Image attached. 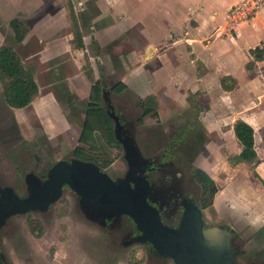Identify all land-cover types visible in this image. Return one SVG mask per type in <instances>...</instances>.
Returning a JSON list of instances; mask_svg holds the SVG:
<instances>
[{"label": "rangeland", "instance_id": "rangeland-1", "mask_svg": "<svg viewBox=\"0 0 264 264\" xmlns=\"http://www.w3.org/2000/svg\"><path fill=\"white\" fill-rule=\"evenodd\" d=\"M212 2L0 0V47L17 50L24 64L34 69L40 88L29 106L11 108L0 81V182L13 184L24 194L26 174H45L58 160L79 154L108 162L95 131L84 130L88 110L106 86L143 155L167 152L188 174L186 193L201 203L206 195L195 172H206L201 167L203 156L214 155L219 181L231 177L220 166L226 150L219 148L230 125H223V135L219 128L209 134L207 126L218 123L222 114L218 89L222 77L216 75L213 63L205 66L207 70L201 61L192 63L186 43H172V24L181 26L185 35L189 24H209L205 12ZM119 84H125L122 91L115 90ZM149 96L158 100V115L153 111L143 117L140 102ZM102 104L105 107L104 99ZM110 152L106 171L113 178L124 176L128 166L122 146ZM203 212L211 225L230 219L234 225L243 224L230 205ZM135 229L127 216L111 227L89 221L78 195L65 187L48 211H32L9 221L1 246L9 264H175L146 244L123 243Z\"/></svg>", "mask_w": 264, "mask_h": 264}, {"label": "water", "instance_id": "water-1", "mask_svg": "<svg viewBox=\"0 0 264 264\" xmlns=\"http://www.w3.org/2000/svg\"><path fill=\"white\" fill-rule=\"evenodd\" d=\"M108 106L128 166L125 175L113 178L95 162L76 157L56 161L45 179L31 171L25 176L27 196L21 197L9 186L1 189L0 227L13 215L48 211L69 187L78 195L89 221L105 226L108 221L118 224L129 217L138 234L126 244H150L158 257L175 264H239L233 227L209 225L193 199L183 198L184 211L177 227L163 221L154 204L160 199V189L145 175L150 159L143 155L135 133Z\"/></svg>", "mask_w": 264, "mask_h": 264}, {"label": "crops", "instance_id": "crops-1", "mask_svg": "<svg viewBox=\"0 0 264 264\" xmlns=\"http://www.w3.org/2000/svg\"><path fill=\"white\" fill-rule=\"evenodd\" d=\"M241 1L213 0L205 12L209 24H189L187 35L181 26L172 24L175 37L172 43H186L191 48L189 55L192 63L201 61L204 67L213 63L216 65L214 66L217 76L232 77L236 81L235 87L229 91L223 88L220 81L218 89L221 90L219 105L222 114L218 123H210L207 126L209 134L214 131L216 133L219 128L218 132L223 135V125H230V131L219 148L226 150L225 158L220 160V166L223 171H229L231 177L225 181L217 179L216 173H219L220 167L217 169L219 164L216 160L213 161L214 155L208 158L203 156L201 167L219 187L212 207L230 205L231 209L240 215L243 223L236 222L238 225L233 226H239L248 232L258 231V245L264 248V184L261 180H264V61H254L250 53L252 48L264 41V6L255 16L232 28L226 14L232 5ZM218 6L225 8V11L223 12L222 8L218 10ZM218 33L222 35L219 36ZM251 62L254 64L249 68L248 64ZM260 81L263 84L260 85ZM202 90L209 92L204 86ZM240 119L254 128L255 150L259 161L241 162L233 166L229 158L242 151V145L234 132V125ZM230 220L227 221L231 222Z\"/></svg>", "mask_w": 264, "mask_h": 264}, {"label": "trees", "instance_id": "trees-1", "mask_svg": "<svg viewBox=\"0 0 264 264\" xmlns=\"http://www.w3.org/2000/svg\"><path fill=\"white\" fill-rule=\"evenodd\" d=\"M21 38L22 35L18 34ZM80 45L77 44V48ZM254 61H264V41L261 44L250 50ZM254 62L249 64V68L253 67ZM0 81L3 84V97L8 106L12 108L22 109L29 106L33 100L39 95L40 88L35 77L34 69L24 64L20 54L11 45H3L0 47ZM235 79L225 76L221 79V84L225 90H232L235 87ZM125 84H119L115 87L116 91H122ZM98 98L95 104L91 105L88 110V117L84 124V130L95 131L97 142L104 154L109 158V161L102 164L94 158H86L76 154V156L83 160L93 161L98 164L102 170H105L111 165V148L120 147L114 134V122L107 114L105 107L102 104V91H98ZM158 100L154 96H149L140 102L143 117L148 113L153 112L158 115ZM142 119V118H140ZM141 121V120H140ZM234 132L237 139L242 145L240 154L230 157L229 160L233 166L241 162L257 163L259 161L257 152L255 150V131L254 128L244 120H237L234 125ZM202 178L203 194L206 195L200 203L201 208L206 209L212 207L214 198L219 188L216 181L207 173L202 170L197 171ZM257 175V174H256ZM257 177H259L257 175ZM261 179V178H260ZM262 183L264 184V180ZM133 225L134 222H133ZM34 231V229L32 228ZM137 231V229H135ZM39 233L38 235H40ZM151 250L154 248L150 244ZM133 264H139V261Z\"/></svg>", "mask_w": 264, "mask_h": 264}, {"label": "flooded vegetation", "instance_id": "flooded-vegetation-1", "mask_svg": "<svg viewBox=\"0 0 264 264\" xmlns=\"http://www.w3.org/2000/svg\"><path fill=\"white\" fill-rule=\"evenodd\" d=\"M105 89H106V86H103L102 97L104 100L106 99V105H105L106 112H107V109L109 108L108 105H112L116 114L119 115L121 123H123L124 125H126V127H128L126 123L127 120L124 118V116L120 112L116 110L115 106L112 104V99L110 96L111 91H108ZM0 111H1V104H0ZM167 154L168 153L165 152V153H162L161 155H155V156L152 155L150 157H147L150 159L151 164L148 165L145 175L147 176V178L152 184H154L160 189V195L158 196L160 199L156 200L154 204L160 208L163 221L170 226L177 227L182 217L183 211H184V205L182 203L183 198L185 197L186 198L189 197L191 199L193 198L186 193L185 185H186V179L188 177V174H186L187 172L184 170L183 167L177 165L176 162H174V160L171 157L167 156ZM194 164L195 162L193 163V166ZM49 169L47 170L45 174H43L42 172L41 173H36L34 171L33 172L37 174L41 179H45L47 177ZM194 170H197V167H194ZM195 173L197 175L199 174L197 171ZM8 186L12 187L14 191L17 194H19L21 197H25L28 194V189L26 193L20 194L17 191L15 185L5 184L3 182H0V197H2L3 195L1 189H4L5 187H8ZM195 202L201 208L200 203H198L197 201ZM17 216L19 215L11 216L0 227V264H9V260L6 258V255L1 246V238H2L3 229L7 227V225L9 224V221L13 220ZM112 225L114 226L117 224H112V221H108L105 227L107 226L111 227ZM218 225H228L230 227H234L233 228V231H234L233 245L239 249V255L237 258L239 264H264V248L263 247L261 248L260 245H258V241L256 239V237L259 235L258 231L248 232L246 229L244 230L243 228H240L239 226H236V227L233 226V224L229 221H226L224 224H218ZM137 234H138V231H136L135 233L128 234L126 236L128 240L124 239L123 243L126 244L132 239L133 236Z\"/></svg>", "mask_w": 264, "mask_h": 264}, {"label": "built area", "instance_id": "built-area-1", "mask_svg": "<svg viewBox=\"0 0 264 264\" xmlns=\"http://www.w3.org/2000/svg\"><path fill=\"white\" fill-rule=\"evenodd\" d=\"M263 6L264 0H242L232 5L226 14L229 26L234 28L240 22L255 16Z\"/></svg>", "mask_w": 264, "mask_h": 264}]
</instances>
